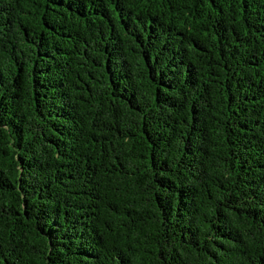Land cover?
I'll return each instance as SVG.
<instances>
[{"label":"trees","instance_id":"trees-1","mask_svg":"<svg viewBox=\"0 0 264 264\" xmlns=\"http://www.w3.org/2000/svg\"><path fill=\"white\" fill-rule=\"evenodd\" d=\"M0 264H264V0H0Z\"/></svg>","mask_w":264,"mask_h":264}]
</instances>
